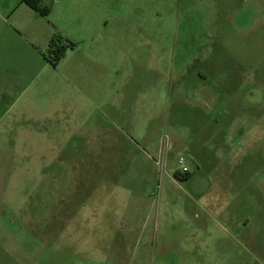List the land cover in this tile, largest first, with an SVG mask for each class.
I'll list each match as a JSON object with an SVG mask.
<instances>
[{"label": "rangeland", "instance_id": "374dc122", "mask_svg": "<svg viewBox=\"0 0 264 264\" xmlns=\"http://www.w3.org/2000/svg\"><path fill=\"white\" fill-rule=\"evenodd\" d=\"M81 1L0 0V264H264V0Z\"/></svg>", "mask_w": 264, "mask_h": 264}, {"label": "crops", "instance_id": "0c3cea01", "mask_svg": "<svg viewBox=\"0 0 264 264\" xmlns=\"http://www.w3.org/2000/svg\"><path fill=\"white\" fill-rule=\"evenodd\" d=\"M81 1V0H80ZM114 1H117V0H82L81 1V4H84V7H82V13L87 17H90V18H93V16H98L99 17V13L100 12H105L106 11V8H109V7H107L106 5H113L114 3L115 4H118V3H120V1L119 2H114ZM119 6V8H120V5H118ZM118 8V7H117ZM91 14V15H90ZM103 22H105V26H106V24H107V22L108 21H106V20H104ZM94 37V36H93ZM99 39V38H98ZM64 42H67L66 40L64 41ZM96 43H97V39H94V45H96ZM49 46V45H48ZM75 47V46H74ZM74 47L72 48V49H68L69 51H70V53H72V51L74 50ZM87 53H89V55L87 54H84V56H83V62L85 63V64H88V63H93V62H95L94 60H95V58L93 57V55L92 54H90V53H94V51H92V47L90 48H88L87 47ZM91 50V51H90ZM96 52H98V53H100V52H102V50H99V48H97L96 47V49H94ZM68 51V52H69ZM60 64V63H59ZM58 64V65H59ZM50 66H51V64H50ZM54 69L55 68H57V67H53ZM9 109H12V108H9ZM10 111L8 110L7 111V113H9ZM17 119H19V117H17L15 120H17ZM14 122H18V121H14ZM23 130V129H22ZM17 131H19V132H21V130L20 129H18ZM6 132H7V130H6ZM8 132H12V130H9L8 129Z\"/></svg>", "mask_w": 264, "mask_h": 264}, {"label": "trees", "instance_id": "16d2710c", "mask_svg": "<svg viewBox=\"0 0 264 264\" xmlns=\"http://www.w3.org/2000/svg\"><path fill=\"white\" fill-rule=\"evenodd\" d=\"M30 1V2H29ZM38 1V0H37ZM21 3H24L26 5H28L31 9L38 11L39 9L37 8V6L33 3H31V0H22ZM60 41V40H59ZM66 45H61V44H57L55 42V40H52L48 46V49L46 51V58H48V62L53 66V67H57L58 64L62 61V59L64 58L65 52L67 49H72L75 45L70 43V42H65ZM174 177L176 179L185 181L188 180L191 175L189 173L186 174H179L178 172L174 173Z\"/></svg>", "mask_w": 264, "mask_h": 264}, {"label": "built area", "instance_id": "2783aa9c", "mask_svg": "<svg viewBox=\"0 0 264 264\" xmlns=\"http://www.w3.org/2000/svg\"><path fill=\"white\" fill-rule=\"evenodd\" d=\"M177 164L180 168V171L178 172L179 174L183 175L189 173V169L184 165V158L182 156H179Z\"/></svg>", "mask_w": 264, "mask_h": 264}]
</instances>
